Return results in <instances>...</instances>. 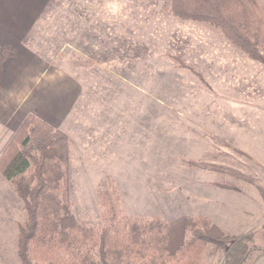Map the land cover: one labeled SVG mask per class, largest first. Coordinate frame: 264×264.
Returning <instances> with one entry per match:
<instances>
[{"label": "rangeland", "instance_id": "1", "mask_svg": "<svg viewBox=\"0 0 264 264\" xmlns=\"http://www.w3.org/2000/svg\"><path fill=\"white\" fill-rule=\"evenodd\" d=\"M52 7L26 44L76 79L74 105L54 128L70 141L64 170L75 219L101 226L96 190L108 177L127 217L204 216L227 235L244 230L245 194H264L261 166L244 153L243 122L264 64L208 24L173 18L168 0H57ZM241 57L261 69L251 75ZM9 192L0 174V264H19L17 224L25 216ZM260 209L245 227L264 244ZM221 259L209 245L201 261Z\"/></svg>", "mask_w": 264, "mask_h": 264}, {"label": "trees", "instance_id": "2", "mask_svg": "<svg viewBox=\"0 0 264 264\" xmlns=\"http://www.w3.org/2000/svg\"><path fill=\"white\" fill-rule=\"evenodd\" d=\"M167 11L179 20L208 24L264 64V7L258 0H168ZM69 146L64 132L29 114L0 154V174L25 216L17 224L19 264H202L209 245L221 249L219 264H250L264 251L254 232L227 235L204 216L171 222L127 217L108 177L101 178L96 190L101 226L78 222L66 195ZM211 167L237 175L222 166Z\"/></svg>", "mask_w": 264, "mask_h": 264}, {"label": "crops", "instance_id": "3", "mask_svg": "<svg viewBox=\"0 0 264 264\" xmlns=\"http://www.w3.org/2000/svg\"><path fill=\"white\" fill-rule=\"evenodd\" d=\"M56 1L0 0V154L27 115L32 114L53 128H60L74 105L77 89L75 77L54 67L26 44L34 30L43 31L44 17L50 10L54 15L57 8L54 10L52 6ZM238 60L244 62L245 69L249 66L251 75L253 70L261 69L258 63L246 57ZM253 84L260 95L255 101H248L250 109L246 110L249 113L243 121L247 125L244 129V153L261 166L259 174L263 178L261 181H264V80ZM252 86L248 94L253 97L257 94ZM11 194L9 192L8 196ZM246 194L244 206H251V211L245 209L241 214L238 224L244 225V230L234 232L236 235L247 233L249 220L259 216L260 207L264 206L263 193L260 197H254L252 193L250 198ZM230 222L236 224L235 219ZM261 230L264 232V224ZM253 232L256 240L259 234ZM250 264H264V251L256 253Z\"/></svg>", "mask_w": 264, "mask_h": 264}]
</instances>
